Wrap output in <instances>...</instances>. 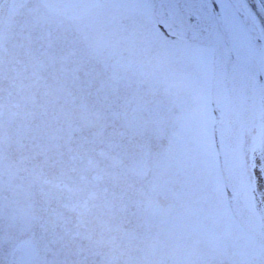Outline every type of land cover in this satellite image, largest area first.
Returning a JSON list of instances; mask_svg holds the SVG:
<instances>
[{
    "label": "snow or ice",
    "instance_id": "1",
    "mask_svg": "<svg viewBox=\"0 0 264 264\" xmlns=\"http://www.w3.org/2000/svg\"><path fill=\"white\" fill-rule=\"evenodd\" d=\"M0 264H264V0H0Z\"/></svg>",
    "mask_w": 264,
    "mask_h": 264
}]
</instances>
